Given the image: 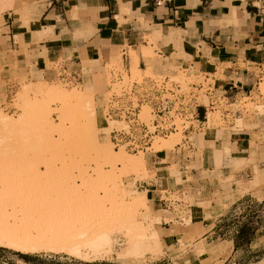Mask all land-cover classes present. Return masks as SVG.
<instances>
[{
    "label": "rangeland",
    "instance_id": "374dc122",
    "mask_svg": "<svg viewBox=\"0 0 264 264\" xmlns=\"http://www.w3.org/2000/svg\"><path fill=\"white\" fill-rule=\"evenodd\" d=\"M13 5L14 0H0V15ZM143 37L149 44L143 51L147 68L140 71L135 66L131 67L132 76L162 71V57L156 52L159 49L157 38L150 34ZM122 47H126L132 59L134 52L129 46L111 45L107 61L97 71L89 68L94 62H83V67H88L82 69L81 83L67 82L55 75L42 76L40 71L27 70L26 64L18 70L12 64L7 79H4L0 69V111L8 118L20 121H15L16 129L11 126L14 132H9V128L5 131L4 126L2 130L0 126V238L17 240L21 247H25L22 243L26 247H34L30 250L27 247V250L26 247L20 249L0 244V264H182L166 260L167 254L172 252L182 253L185 264L194 259L199 260L197 264H264V193L261 191L239 197L232 204L231 198L218 203L208 214L212 217L208 219L209 223L215 221V233L207 242L202 239L196 243L201 232H195L200 225L194 224L189 215L187 205L194 202L191 190L184 189L182 195L172 191L170 198L176 201L170 209L153 207L146 196V189L139 186L141 181L155 175L148 156L127 153L133 158L143 156L147 164L124 166L122 161H117L114 166L104 159L96 161L85 149L87 133L80 134L79 128L84 122L85 111L79 110L82 107L76 102L66 103L64 95L71 92L81 96L94 95L96 115L100 121L98 126L101 128L99 139L101 143H110L100 106L106 98L110 67H121ZM184 55L178 50L172 54V61ZM209 59L208 62L213 63L214 60ZM56 62L47 61L46 68ZM239 64L246 65L240 58ZM230 65L229 62L219 63L217 71L208 73L205 80L211 81L212 75L223 77V68H230ZM178 67L171 64L169 69H176L181 79L198 81L204 78L205 71L198 75L187 73L182 78ZM252 68L255 70L253 77L257 76V79H252L247 91L228 99L222 91L216 90L219 103L215 111L209 113L207 128L195 136L196 151L185 149L180 154L175 153L174 145L181 139L180 132L172 140L171 136L175 133L167 138L169 144L165 139L156 143L154 150L165 149L167 152L171 163L169 171L176 180V188L182 184L180 163L187 165L188 173L191 169L195 170V174H188V181L198 182L199 178H206L207 173L201 168L205 163L202 136L209 137L215 131L235 130L237 127L229 126L236 115L241 117L236 122L234 120L239 127L249 121H258V113L263 112L259 107L264 105V70L262 73L260 68L249 67ZM99 83L103 84V89L98 95L93 85ZM233 100L234 103H229ZM235 109H238L236 115ZM47 120H52L50 123L57 128L63 124L62 129L65 126L74 130L73 136L62 135L60 128L57 129L59 132L51 133L56 128ZM106 121L109 123L110 120ZM17 123H20L19 126ZM48 125L53 126V131ZM259 134L254 135L257 140H260ZM137 195L144 196V200L146 198V206L133 203L138 199ZM122 203L128 205L125 210ZM117 215L120 217L117 218ZM106 217L117 218L107 229L102 226ZM176 217L182 218L184 224L176 222ZM133 218L143 224L144 237H141L142 229L138 228V222ZM169 221L181 233L177 236L176 246L168 244L170 232L165 228L168 224L163 222ZM227 241L232 242L228 254L225 253L228 246L222 244H229Z\"/></svg>",
    "mask_w": 264,
    "mask_h": 264
},
{
    "label": "crops",
    "instance_id": "0c3cea01",
    "mask_svg": "<svg viewBox=\"0 0 264 264\" xmlns=\"http://www.w3.org/2000/svg\"><path fill=\"white\" fill-rule=\"evenodd\" d=\"M256 12L252 0H174L172 6H156L153 0H14V5L0 15L1 74L7 79L12 64L16 70L26 64L27 70L54 76L52 67L46 68V62L58 60L67 68L84 70L88 67H83L84 61L94 62L89 68L97 71L107 61L110 46L123 44L134 52L132 59L128 56L123 62L129 69L135 66L145 71L143 51L149 44L143 35L150 34L159 43L161 70L174 64L185 74L213 73L219 63L229 62L231 67L223 68V77L213 75V78L217 89L232 99L247 91L252 79H257L253 77L255 70L249 67L260 68L264 63V31ZM178 50L185 55L173 62L172 54ZM209 57L213 63L208 62ZM239 58L246 65L241 66ZM93 87L96 94L102 93V83ZM259 110L263 112L258 113L257 122L249 121L239 127L235 122L241 117L235 114L238 111L235 109L236 116L229 126L237 127L235 130L202 136L205 163L201 168L207 176L198 182L187 180L188 174H195V170L188 173L187 165L180 163L182 184L176 188L166 150L149 157L155 175L141 181L139 186L146 189L153 207L163 206L161 190L179 195L184 189L191 190L194 202L187 205L189 215L194 224L200 225L195 232H201L196 243L202 239L207 242L215 233V221L209 223L212 217L208 214L218 203L231 198L232 204L239 197L264 193V105ZM256 133H260V140L255 138ZM175 221L184 224L182 218L176 217ZM163 223L168 224L165 228L170 232L168 244L176 246L181 233L170 221ZM227 242L222 243L228 246L226 254L232 248V242ZM181 254L169 253L166 260L185 264ZM194 262L197 264L199 260L187 263Z\"/></svg>",
    "mask_w": 264,
    "mask_h": 264
},
{
    "label": "built area",
    "instance_id": "2783aa9c",
    "mask_svg": "<svg viewBox=\"0 0 264 264\" xmlns=\"http://www.w3.org/2000/svg\"><path fill=\"white\" fill-rule=\"evenodd\" d=\"M173 1L153 0V3L156 6H172ZM252 2L264 31V0ZM156 52L162 57L160 51ZM120 56L121 67L112 66L109 69L106 98L100 106L103 120L118 123L108 131L113 147L150 157L159 151L153 149L157 138H166L172 132L180 131L181 139L174 145L175 153L192 149L195 136L207 128L208 111L215 110L219 103L213 75L211 81L205 80L208 77L206 72L202 80L186 81L178 77L176 70L166 68L158 73L132 76L123 62L130 56L125 47L121 48ZM52 70L55 76L67 82L81 83L83 80L81 67L67 68L57 61ZM263 70V64H260V71ZM180 76L185 78L186 74L182 71ZM170 193L166 189L160 191V201L166 208L172 207L176 201L170 198Z\"/></svg>",
    "mask_w": 264,
    "mask_h": 264
},
{
    "label": "bare ground",
    "instance_id": "6f19581e",
    "mask_svg": "<svg viewBox=\"0 0 264 264\" xmlns=\"http://www.w3.org/2000/svg\"><path fill=\"white\" fill-rule=\"evenodd\" d=\"M63 93V92H62ZM61 93V94H62ZM75 93H77V92H75ZM75 93H70V95L68 94V95H64L63 97L64 98H66L65 99V101H66V103H73V102H76V104H78L79 106H81L82 107V109H79V110H82L83 112H84V114H86V115H84L85 116V119H84V122L81 124V126L79 127V128H81L80 130H81V133L80 134H84V133H87V135H86V143H84V145H85V149H88L89 151H90V155L92 156L91 158H93V159H95L96 161H99V160H101V159H104V160H107V161H110V163L112 162L113 164H114V166L117 164L116 162L117 161H122L123 162V164H124V166H125V164L126 165H128V166H142V165H144L145 164V159L143 158V156L142 157H140L139 156V158H133V157H131L129 154H127V153H129V152H127V151H125V150H123L122 148H119V149H117V150H115V149H113L112 148V146H111V142L110 143H107V142H105V143H101L100 142V139H99V131H100V127L98 126V123L100 122L98 119H97V115H96V103H95V98H94V95L92 94V93H90L89 95H86V96H81V95H79V94H75ZM63 101V100H62ZM50 106V105H49ZM74 106V105H73ZM86 110H85V109ZM213 111H215V110H209L208 111V113H207V117H208V120H207V123L209 122V113L210 112H213ZM217 111V110H216ZM78 112V111H77ZM72 113V112H71ZM24 117V116H23ZM43 117V116H42ZM20 118V120H23L24 118H22V117H19ZM18 119V118H17ZM16 119V120H17ZM83 119V118H82ZM15 119H13V118H8V116H5V115H3V113L0 111V126H1V128L3 127L4 129H5V131H6V129L7 128H9L8 129V131L9 132H11V131H13L14 130V128L16 127V126H14L15 124H16V121ZM48 120H49V118H48ZM46 121L47 123H50L51 121ZM107 120H110V119H107ZM24 121H25V119H24ZM18 122H20L19 121V119H18ZM81 122V121H80ZM102 122H104V129L105 130H107L106 132H107V138L109 139V137H108V131L111 129V127H113L114 125H118V123L117 122H114V121H112V120H110L109 121V123L111 122V124H109L108 123V121H106V120H102ZM52 123V122H51ZM50 123V124H51ZM64 123V122H63ZM113 123V124H112ZM3 124V125H2ZM19 124L20 123H17V125L19 126ZM51 125H53L54 127L56 126V125H54V124H51ZM51 125H48V127L50 126V128L52 129V131H53V126L51 127ZM63 125V124H62ZM62 125H60V129L59 128H57V127H55L56 128V130L54 129V131L53 132H51V133H54L55 131L57 132H59V130H60V133H62V135L64 134V135H66V136H68V138H70V136H73V132H74V130H68V129H66L65 128V126H64V128L62 129ZM11 126H14V128L13 127H11ZM41 126V125H40ZM57 126H59V125H57ZM76 126V125H75ZM13 128V129H11V128ZM3 128H2V130H3ZM49 128V129H50ZM16 129V128H15ZM57 129H59V130H57ZM11 130V131H10ZM78 130V129H77ZM14 132V131H13ZM45 132V131H44ZM49 132V131H48ZM48 132H46V135L45 136H47V133ZM180 131H176V132H172L171 134H169L166 138H157L154 142H153V149H154V147H155V145H156V143L158 142V140L159 139H165V141L167 142L168 141V139L167 138H169L172 134H174V135H172L171 136V139L170 140H172V138L174 139V138H176L177 136H178V133H179ZM18 134H19V132H18ZM80 134H78L79 136H81ZM42 135V134H41ZM48 135H51L52 137H53V135L52 134H48ZM61 135V134H60ZM77 135V136H78ZM45 136H44V138H45ZM65 136V137H66ZM78 136V137H79ZM63 137V136H62ZM43 138V137H42ZM48 138V137H47ZM67 138V137H66ZM46 139V138H45ZM65 139V138H64ZM63 139V140H64ZM56 140V139H55ZM66 140V139H65ZM76 140V139H75ZM169 140V141H170ZM61 141V140H60ZM84 141V140H83ZM165 142V143H166ZM172 142V141H171ZM54 143V142H53ZM165 143H164V145H165ZM168 144L170 143V142H167ZM166 143V144H167ZM83 145V144H82ZM81 148H82V146H81ZM78 149V148H77ZM126 153H125V152ZM130 154H133V153H130ZM134 155H142V154H134ZM111 163V164H112ZM122 164V163H121ZM122 164V165H123ZM138 196V195H137ZM136 198V197H135ZM137 199V198H136ZM134 200V204H141V205H143V206H146V203H145V201H146V198H145V200H144V196H142V195H139L138 196V199L137 200ZM123 204V208L124 207H126L127 208V204H125V203H122ZM124 210H125V208H124ZM122 212V211H121ZM120 212V213H121ZM124 212V211H123ZM114 214H116V213H114ZM117 214H119V213H117ZM122 214V213H121ZM121 214H119V215H121ZM123 215V214H122ZM122 215H121V217H122ZM118 216V215H117ZM120 216H118L117 218H119ZM107 219H105V220H103L104 221V223L102 222V226L105 228V229H107V228H109L110 227V225L112 224V222L115 220V218L116 217H114V218H111V219H109L108 217H106ZM116 218V219H117ZM133 219H135V218H133ZM135 221H136V219H135ZM136 222H138V221H136ZM138 224V228H141L142 230H141V232H140V235H141V237L143 236H145L144 235V229H143V224L142 223H137ZM2 234H0V236H1ZM18 238V237H17ZM8 238L6 237H1L0 238V244H2V245H6V246H10V247H17V248H20L21 246H19V243H17L18 241L16 240V242L15 241H11L10 239L9 240H7ZM36 243V242H35ZM20 245H21V243H20ZM25 245V247H26V244H23L22 243V246H24ZM35 246V245H34ZM52 246V245H51ZM55 246V245H54ZM25 247H21L20 249H22V248H24V249H26L27 247H29V250L30 249H34V247L33 246H28L27 245V247L25 248ZM23 249V250H24ZM38 249V248H37ZM27 250H28V248H27Z\"/></svg>",
    "mask_w": 264,
    "mask_h": 264
}]
</instances>
